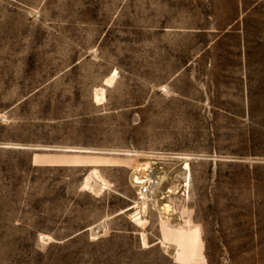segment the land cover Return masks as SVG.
Masks as SVG:
<instances>
[{"label":"rangeland","instance_id":"1","mask_svg":"<svg viewBox=\"0 0 264 264\" xmlns=\"http://www.w3.org/2000/svg\"><path fill=\"white\" fill-rule=\"evenodd\" d=\"M0 264H264V0H0Z\"/></svg>","mask_w":264,"mask_h":264},{"label":"built area","instance_id":"2","mask_svg":"<svg viewBox=\"0 0 264 264\" xmlns=\"http://www.w3.org/2000/svg\"><path fill=\"white\" fill-rule=\"evenodd\" d=\"M134 184L137 186V195L140 199L147 198L156 189V180L153 178L144 177L138 181L134 180Z\"/></svg>","mask_w":264,"mask_h":264},{"label":"bare ground","instance_id":"3","mask_svg":"<svg viewBox=\"0 0 264 264\" xmlns=\"http://www.w3.org/2000/svg\"><path fill=\"white\" fill-rule=\"evenodd\" d=\"M149 176H152L153 177V180L155 179L156 180V185L155 186H158L160 183V178H161V176L159 177V176H157V172H153L152 173V171H150L149 173H147V174H140L139 175V179L138 180H141L142 178H144V177H149ZM165 224L166 225H168V223L167 222H165Z\"/></svg>","mask_w":264,"mask_h":264}]
</instances>
